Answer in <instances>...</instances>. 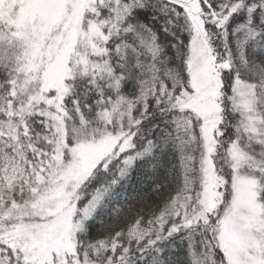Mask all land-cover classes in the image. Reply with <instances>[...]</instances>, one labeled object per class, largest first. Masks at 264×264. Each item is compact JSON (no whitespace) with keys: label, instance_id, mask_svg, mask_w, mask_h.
<instances>
[{"label":"snow or ice","instance_id":"obj_1","mask_svg":"<svg viewBox=\"0 0 264 264\" xmlns=\"http://www.w3.org/2000/svg\"><path fill=\"white\" fill-rule=\"evenodd\" d=\"M0 264H264V0H0Z\"/></svg>","mask_w":264,"mask_h":264},{"label":"trees","instance_id":"obj_2","mask_svg":"<svg viewBox=\"0 0 264 264\" xmlns=\"http://www.w3.org/2000/svg\"><path fill=\"white\" fill-rule=\"evenodd\" d=\"M129 197H136L137 199L139 196L148 195V185L145 180H142L138 175L134 174L131 183L127 186V193ZM105 222H107V215L103 217ZM96 229H100V224L96 225Z\"/></svg>","mask_w":264,"mask_h":264}]
</instances>
